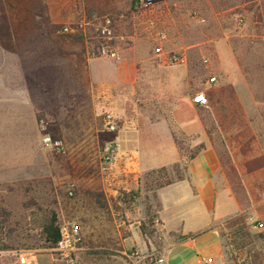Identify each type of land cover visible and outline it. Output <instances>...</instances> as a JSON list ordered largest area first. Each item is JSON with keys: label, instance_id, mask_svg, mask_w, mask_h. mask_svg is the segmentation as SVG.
Returning a JSON list of instances; mask_svg holds the SVG:
<instances>
[{"label": "rangeland", "instance_id": "1", "mask_svg": "<svg viewBox=\"0 0 264 264\" xmlns=\"http://www.w3.org/2000/svg\"><path fill=\"white\" fill-rule=\"evenodd\" d=\"M153 1L150 12L135 10L134 0H0V203L11 212L9 226L14 232L10 243L15 248L0 251V264H21L20 256L26 261L35 256L39 264H49L50 252L42 247L38 232L26 226L30 212L37 207L56 211L57 194L64 202L76 197L68 196V183L98 175L92 115L88 109L69 110L75 72L64 61L68 53L84 48L85 41L59 30L82 26L76 32L85 31L92 38L89 47L97 50L102 41L95 28L105 17L115 20L113 43L120 59L98 57L114 63L122 59L120 47L129 42L125 37L129 31L142 38L144 48L153 49L154 42L141 22L150 16L157 18L167 32L164 49L183 54L185 61L138 74L137 109L143 117H155L158 111H170L158 101L163 93L187 90L192 98L205 94L208 104L200 107L199 114L207 141L241 201L250 205L248 190L253 204H259L258 218L252 224H264V23L257 15L263 8L242 5L217 11L213 4L218 0H206L207 6L199 0V9L192 11L190 0ZM243 34L247 37L241 39ZM117 35L123 38L117 40ZM235 59L247 85L239 80ZM210 76L217 80L210 82ZM50 97L61 98L69 110L65 141L52 134L57 122L45 113ZM47 136L53 141L51 146L44 144ZM192 141L183 149L186 157L192 148L204 145H192ZM56 142L62 144L60 152L54 147ZM243 232V236L223 233L225 264H247L254 252H259V264H264V226H245ZM201 251L208 257L218 254L219 248L210 242ZM184 252L176 253L183 256ZM190 256L197 257L194 252ZM221 261L219 255L217 263Z\"/></svg>", "mask_w": 264, "mask_h": 264}, {"label": "crops", "instance_id": "2", "mask_svg": "<svg viewBox=\"0 0 264 264\" xmlns=\"http://www.w3.org/2000/svg\"><path fill=\"white\" fill-rule=\"evenodd\" d=\"M129 33L125 36L129 42L120 47L122 59L115 63L95 56L96 49L89 47L90 39L84 33H69L83 39L86 46L68 53L64 61L70 65V71L75 72V88L71 92L73 105L69 110L88 109L92 115L97 164L99 147L105 136L102 131L104 110L110 109L121 120L115 169L126 175L128 194L139 195L140 208L126 207L115 192L107 193L98 171L96 176L76 179V197L70 201H61L57 194L59 187L54 189L59 221L63 219L79 227L81 242L74 253L79 264H148L145 256L152 253L163 257L162 264H202L208 257L216 264L219 255L222 257L220 264H225L223 233L231 231L230 226H256L252 223L258 218L256 208L259 204H253L248 190L250 205L241 201L230 184L218 154L207 141L199 114L201 106L193 101L187 90L181 94L170 91L160 95L158 101L170 111H158L155 117L141 116L136 107L138 74L148 68L162 67L167 62L154 53V47L144 48L140 42L142 38ZM122 38V35L115 37ZM226 49L233 53L230 44H226ZM235 63L240 82L246 84L237 59ZM211 77L216 76L209 79ZM47 103L46 116L57 122L52 134L65 141L64 121L69 110L61 98L50 97ZM172 125L192 137V145L204 143V149L186 162L185 179L145 192L142 179L147 172L181 161ZM79 133L81 136L82 131ZM210 242L217 245L219 253L208 257L201 255V250ZM178 250L186 252L180 256L176 253ZM45 251L50 252L51 262L52 249ZM190 252L197 257H188ZM25 262L39 264L35 256Z\"/></svg>", "mask_w": 264, "mask_h": 264}, {"label": "built area", "instance_id": "3", "mask_svg": "<svg viewBox=\"0 0 264 264\" xmlns=\"http://www.w3.org/2000/svg\"><path fill=\"white\" fill-rule=\"evenodd\" d=\"M155 3L153 0H134L133 8L144 9L151 12ZM159 21L155 17H149L143 22V29L148 32L154 42V53L162 57L165 62L170 64H183L185 57L183 54H176L173 52H167L164 49V43L167 41V32L159 26ZM115 20L112 17L103 18L101 24L96 26V36L102 41L101 45L97 49L99 57H108L114 60L120 59L118 49L113 44V27ZM82 26L72 27L63 26L60 31L63 33L76 32ZM84 34L87 37L86 32ZM87 39H92L87 37ZM207 62L208 60H204ZM210 82H215L216 77H211ZM193 101L200 106H207L208 100L203 93H197L193 97ZM121 120L110 110L105 109L102 117V131L105 136L102 138L99 147L98 156V171L103 183V186L107 193L115 192L116 196H120L121 193H128L126 175L124 173H118L115 169V164L119 154V141L117 138V132L121 129ZM44 144L51 146L53 144L52 139L47 136L44 138ZM54 147L60 152L63 147L61 142H56ZM67 194L69 197H73L76 192V184L70 182L67 185ZM140 200L136 196H132L130 206L135 209L140 208ZM158 221L155 220V223ZM256 227L263 228L262 222H256ZM81 242L80 230L77 224L72 222H63L60 224V238L56 246L52 249V259L50 264H79L78 260L74 256V253ZM21 264H26L24 256H20ZM145 260L148 264H162L164 262L163 257L160 254L152 253L145 256ZM202 264H214V260L208 257L202 261Z\"/></svg>", "mask_w": 264, "mask_h": 264}, {"label": "trees", "instance_id": "4", "mask_svg": "<svg viewBox=\"0 0 264 264\" xmlns=\"http://www.w3.org/2000/svg\"><path fill=\"white\" fill-rule=\"evenodd\" d=\"M199 0H190V8L192 11L199 9ZM202 3L207 6L206 0H201ZM218 3H214L213 6L217 11H225L228 9H238L240 6L252 7L253 5L257 6V9L263 8V13L258 14V21L264 23V0H218ZM262 4V5H261ZM173 9L177 7L176 3L171 5ZM261 8V9H262ZM242 11V10H239ZM238 11V12H239ZM95 56H99V52L96 50ZM212 98L213 95L209 94ZM201 117V116H200ZM202 121L203 117H202ZM205 125V124H204ZM172 135L176 145L178 146L181 161L175 163L171 166H164L150 172H147L142 179V188L145 192L155 191L167 185H170L176 181H180L186 178L187 164L184 163L186 160L190 161L193 159L202 149L204 145L200 144L189 151V155L186 157L183 154V149L186 148V142H189L190 139H193L190 136L185 135L181 130L177 129L172 125ZM132 196L139 198L137 194H128L121 193L119 199L122 204L126 207H130ZM11 218V212L0 203V251L15 249L10 243L11 236L14 232V229L9 226ZM26 226L30 230H36L38 232L39 238L42 240V247L46 249H53L59 241L60 238V221L58 218L57 212L52 208H43L37 207L35 210H32L29 214V219L26 222ZM231 231L234 235L242 234L245 235L244 231L245 226H230ZM145 232V231H144ZM236 248H240L239 245ZM262 262L259 252L252 253V256L249 257L247 264H259Z\"/></svg>", "mask_w": 264, "mask_h": 264}]
</instances>
